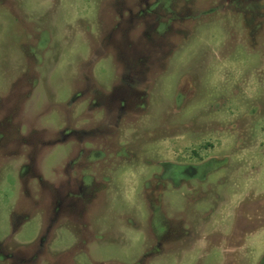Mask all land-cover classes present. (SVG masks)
<instances>
[{"label":"rangeland","instance_id":"374dc122","mask_svg":"<svg viewBox=\"0 0 264 264\" xmlns=\"http://www.w3.org/2000/svg\"><path fill=\"white\" fill-rule=\"evenodd\" d=\"M243 140L264 0H0V264H259L264 227L225 239Z\"/></svg>","mask_w":264,"mask_h":264},{"label":"flooded vegetation","instance_id":"af4514ba","mask_svg":"<svg viewBox=\"0 0 264 264\" xmlns=\"http://www.w3.org/2000/svg\"><path fill=\"white\" fill-rule=\"evenodd\" d=\"M236 146L239 148L236 149L237 152L243 150L242 147L249 149L235 154L238 158H234L247 161L246 163L248 165H242V167L237 168V172H231L229 174V179L231 181L230 191H238L239 197L237 198L240 199L236 202L231 210L230 217L226 220V233L230 235L225 238L227 241L231 240L234 229H244L248 224L255 226L254 228L264 227V141H236ZM214 168H216V166H214ZM191 169L194 170L193 168ZM221 239L224 238L222 237ZM262 241H264V237H262ZM228 243L229 247L224 248V251H226L224 253L226 258L227 256L228 258L234 259L239 257L241 260L250 258V253L249 251L247 252L249 244L245 242L244 236L236 237L234 244H232V242ZM244 245L245 250L243 251L241 248H243ZM236 248H239L240 251L235 252ZM218 254L221 255L220 253ZM259 259L261 261L259 264H264V247Z\"/></svg>","mask_w":264,"mask_h":264}]
</instances>
